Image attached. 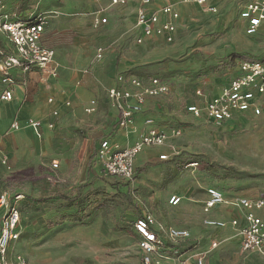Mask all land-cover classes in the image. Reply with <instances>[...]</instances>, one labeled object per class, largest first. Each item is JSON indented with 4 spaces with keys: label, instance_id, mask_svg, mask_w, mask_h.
Masks as SVG:
<instances>
[{
    "label": "rangeland",
    "instance_id": "obj_1",
    "mask_svg": "<svg viewBox=\"0 0 264 264\" xmlns=\"http://www.w3.org/2000/svg\"><path fill=\"white\" fill-rule=\"evenodd\" d=\"M178 1L179 30L175 42L138 46L134 43L132 29L112 41L111 31L117 28H112L111 20L100 35L87 38L86 43L89 40L92 48H102L104 68H115L114 76L127 71L145 79L157 78L168 87V92L156 98L149 109L151 112L155 108L165 110L170 118L162 123L181 131L179 139L175 140L179 141V153H173L174 161H179V174L184 175L179 177V185L188 183L182 180L190 175L189 183L194 178L208 189L248 185L264 188V110L256 116L248 113L221 124L204 117L195 118L186 111L190 105L200 107L201 95L213 94L230 80L240 61L259 59L251 52L259 53L261 48L254 47L252 41L241 35L235 11L236 5L246 0H233L218 12H208L197 5ZM224 11H229L231 17L225 18ZM121 24L118 33L124 29ZM125 25L130 27L131 22ZM160 114L164 115L157 113V116ZM5 124L0 121V151L7 156L9 168L0 164V196L13 202L16 195H21V199L14 202L19 222L9 255L19 254L29 264H144L145 254H141L132 235H120L118 229L143 218L139 217L142 207L154 211L151 222L158 228L167 219L168 234L174 223L179 222V212H166L155 206L159 197L172 187H160L152 194L147 186H138L141 173L137 170L131 181H124L108 177L97 168L88 169L84 184L85 175L81 176V170L63 172L58 162L56 169L51 166L56 163L51 158L60 154L81 161L82 150L73 151L71 147L49 150L44 130L51 129L41 122L25 121L22 126L25 131L16 132H11ZM194 164L196 166H191ZM150 173L148 176H152ZM53 177L60 179L59 182L49 183L48 178ZM77 190L82 194L81 199L87 198V202L62 199L63 196L71 199ZM79 209H86L90 215L86 226L73 222L50 226ZM97 226L105 232L103 238L98 235L100 244L95 240ZM124 243L127 246L124 247ZM171 252L162 249L151 258L160 260V264H179L170 261L173 257L164 256ZM240 255L251 258L246 264H261L258 255Z\"/></svg>",
    "mask_w": 264,
    "mask_h": 264
},
{
    "label": "crops",
    "instance_id": "obj_2",
    "mask_svg": "<svg viewBox=\"0 0 264 264\" xmlns=\"http://www.w3.org/2000/svg\"><path fill=\"white\" fill-rule=\"evenodd\" d=\"M231 1L233 2V0H212L210 4L218 12L223 10V7ZM247 1L249 0L236 5L235 10L238 14L239 26L242 29L241 35L246 37L248 41H252L254 47L261 48L259 53L255 51L251 53L258 56L259 59H264V24L260 26L255 35L248 36L245 34V22L239 18L240 9ZM118 2L119 0H106V2L104 0H1L9 15L15 14L16 17L29 20L36 17L45 18L46 24L40 42L43 47L54 50L55 61L60 67L56 78L50 76L48 67L32 69L25 75L20 72L16 73V82L12 87V100L0 106V121L6 123L5 126L8 125L10 130L12 123L18 122L20 131L25 121L41 122L46 128L52 125L51 130H44L48 149L60 150L63 148L66 150L71 147L73 151L82 150L84 157L78 161L60 154L51 159L53 162L59 163V168L63 172L81 170V176L85 175L83 177L85 178L84 184L87 183L86 176L90 168L92 170L97 168L106 175L96 157V149L101 138L123 141L126 136L123 131L118 129L117 113L109 107L104 89L114 86L118 75L129 74V72H119L114 76L115 68H104V61L102 60L104 53L102 52L100 58L96 57L97 49L102 48H92L89 45V40L88 44L86 43L87 38L95 34L100 35L103 28H107L106 26L112 20V28L118 29L121 23L124 26L121 33H118L117 29L115 31L112 29V41L123 37L125 32L132 29L136 44V39L141 36V29L136 26V10L140 5V0H126L125 4ZM168 5L173 6L178 13V18L175 21V32L172 34L164 33L160 36L154 35L149 39H144L140 45L137 44L138 46L169 40L175 42L179 30V1L149 0L146 13L151 18L152 24L158 25L166 21L162 9ZM223 14L225 18L231 17L229 11H224ZM126 22L129 24L131 22V26L127 27ZM97 28L98 30H96ZM109 40L111 41V39ZM238 64L235 68V74L230 80L240 75ZM130 74L129 76L135 75L131 72ZM135 77L143 78L136 75ZM230 80L218 87L209 96L217 95ZM90 102H94V104L90 105ZM154 102H156V98L146 100L143 114L129 129V131L135 130L136 132L127 134L126 141H123L124 146L133 144L138 135L146 129L144 126L145 119L154 118L156 122L161 123L169 121L170 116L166 114L165 110L155 108V111H150V105ZM67 103L69 106H66ZM258 105L262 112L264 110V94L260 97ZM85 109L88 111L86 112ZM53 112H57V116H53ZM157 113L164 115L157 116ZM247 114L237 115L235 118H241ZM11 132L16 131L11 130ZM98 139L100 140L98 141ZM178 139H171L160 147L141 150L135 157L134 167L135 171L142 169L137 181L138 186H147L149 193L155 194L158 192V188L163 186L172 187L170 191L159 197L161 199L156 201L155 206L156 208L161 207L166 212H179V222L174 223L170 229L185 231L189 237L179 238V241L170 239L166 233L169 229L167 219L163 220L162 226L156 227L151 222L154 211H151L149 207H142L143 211L139 217L145 218L150 229L157 235L160 230H163V233L158 236L163 241V251H172L170 255L163 254L165 257H173L174 259H170L171 262L196 264L197 260L200 259L202 264H246L251 258H244L240 255L242 252L239 235L240 230L246 225V209L236 205V203L242 199L264 202V188L259 185L235 188L219 186L213 189L223 194L225 203L211 205L206 194L208 188L201 186L197 179H190L189 183L190 175H188V178L182 180L183 183L185 181L188 183L179 185V177L184 175H182L183 173L179 174V161H174L173 156L174 152L179 153V141H175ZM0 153V155H5L1 151ZM161 156H166V160H160ZM90 157L93 159L89 160ZM88 165L92 166L89 167ZM148 173L152 176H148ZM68 174L70 173L68 172ZM59 180L56 177L48 178L51 184L58 183ZM67 180L73 181L74 179L67 178ZM84 184L81 183L82 186ZM172 197L179 199V202L175 205L169 204L168 202ZM81 198L80 190H77V193L71 197L73 200L62 197L66 201H75ZM81 201L87 202V198L81 199ZM79 211H84L90 217L86 209H79L76 213L68 215H76ZM255 214L261 220L264 228V207L257 210ZM208 222L221 223L222 226H209L207 225ZM133 225L134 223L127 227H120L118 234H131L137 248L144 255L142 239L135 232ZM95 229L97 237L95 240L100 244L98 235L103 238L105 232L98 226ZM125 246L127 244L124 243ZM167 258L166 260H168ZM258 261L264 264V257L260 256Z\"/></svg>",
    "mask_w": 264,
    "mask_h": 264
},
{
    "label": "built area",
    "instance_id": "obj_3",
    "mask_svg": "<svg viewBox=\"0 0 264 264\" xmlns=\"http://www.w3.org/2000/svg\"><path fill=\"white\" fill-rule=\"evenodd\" d=\"M126 0H119V4H125ZM212 0H180L181 3L194 4L214 12L215 8L210 4ZM224 1V0H221ZM149 0H140V5L136 10V26L141 29V36L136 39V44L140 45L144 39H149L154 35L160 36L164 33L175 32V21L178 13L171 5L165 6L162 13L166 16V21L158 25H153L151 18L147 16L146 6ZM5 6L0 2V12ZM7 21V19H9ZM239 18L245 22V34L255 35L261 25L264 24V0H249L240 9ZM46 22L43 17H36L32 20H20L15 14L0 17V35L8 42L11 52L0 46V106L12 100V87L15 85L16 73L25 75L29 71L39 67H48V72L52 78H56L59 65L55 61L53 49L45 48L41 45V35ZM97 25V23H96ZM96 57L100 58L102 49H97ZM240 75L229 81L221 88L220 92L214 96L201 97V106L190 105L186 111L195 118L204 117L215 124L231 121L237 115L251 113L256 116L261 113L258 102L264 94V60L263 61H241L238 64ZM108 105L117 113L118 129L125 133L126 141L129 131L139 116L144 112L146 100L148 98H158L168 92V87L159 82L157 78H137L120 74L115 79V85L104 89ZM94 102H90L93 105ZM66 106H69L67 103ZM87 112L88 109H85ZM53 112V116H57ZM146 129L142 131L137 140L131 145H123V141L103 139L96 149V157L101 164L105 174L118 180L131 181L134 176V161L136 155L145 148L163 146L171 139H176L181 135V131L176 127L159 125L154 118L144 120ZM48 128H52L49 125ZM20 129L18 122L11 125L12 131ZM1 154V153H0ZM160 160H166V156H161ZM7 157L0 155V164L5 168ZM53 169L58 167L53 163ZM191 166H196L191 165ZM211 205L225 203L224 196L216 189L206 190ZM21 195H16L13 202L5 196H0V264H29L24 257L19 254L9 255V246L14 238L19 222V213L14 202H18ZM179 199L172 197L170 204L175 205ZM236 205L246 209V225L240 230L241 252L245 255H258L264 257V228L261 220L255 212L264 207L263 201H250L242 199ZM209 226L221 227V223L208 222ZM134 230L142 239V249L145 252L144 264H160V260L151 258V255L163 249V242L158 235L150 230L146 219L139 218L134 222ZM171 239L188 238L185 231L171 229L169 231ZM196 264H202L197 260Z\"/></svg>",
    "mask_w": 264,
    "mask_h": 264
},
{
    "label": "trees",
    "instance_id": "obj_4",
    "mask_svg": "<svg viewBox=\"0 0 264 264\" xmlns=\"http://www.w3.org/2000/svg\"><path fill=\"white\" fill-rule=\"evenodd\" d=\"M4 15H6V16H10L7 12H6V10H5V12H3V11H1L0 12V17L1 16H4ZM17 18L18 19H20V20H29V19H26V18H21V17H18L17 16ZM10 20V18L9 19H7V21H9ZM0 46L2 47V48H5L6 50H7V52H11L12 51V49H10V47H9V45H8V42L5 40V38L2 36V35H0ZM264 59H258V60H244V61H249V62H253V61H263ZM130 74V73H129ZM129 74L127 73V74H123V75H126V76H129ZM131 75V74H130ZM135 76V75H134ZM159 125H166V124H164V123H161V122H157ZM166 126H172V125H166ZM103 139H101L100 141H102ZM99 141V142H100ZM140 172H142V169H140V170H137V173H140ZM134 175H136V171L134 172ZM135 177V176H134ZM133 177V178H134ZM132 178V179H133ZM113 179H115V178H113ZM118 180V179H117ZM88 215H86L85 214V212L84 211H79V212H77V214L76 215H66V216H63V217H61V218H59V219H57L56 221H54V222H52L51 223V225L50 226H57V225H59V224H61V223H63V222H73V223H75V224H77V225H80V226H85L86 224H87V220H88Z\"/></svg>",
    "mask_w": 264,
    "mask_h": 264
}]
</instances>
